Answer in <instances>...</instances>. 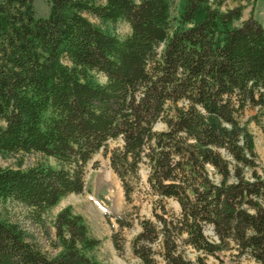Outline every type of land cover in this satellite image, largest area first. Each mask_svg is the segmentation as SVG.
Instances as JSON below:
<instances>
[{
    "label": "trees",
    "instance_id": "16d2710c",
    "mask_svg": "<svg viewBox=\"0 0 264 264\" xmlns=\"http://www.w3.org/2000/svg\"><path fill=\"white\" fill-rule=\"evenodd\" d=\"M33 1L0 0V154L44 161L0 168V203L42 224L62 198L83 192L86 165L103 151L127 203L142 163L159 200L130 243L136 264L156 256L207 264L186 259L182 247L215 256L231 243L264 264V177L239 121L247 106L264 111V26L252 17L236 25L242 6L222 11L209 0H179L176 16V0H50L46 18ZM89 17L124 21L130 33L120 39ZM158 122L166 129L155 131ZM53 228L59 251L50 256L0 218V264H101L89 255L100 240L71 207ZM111 240L122 252L117 232Z\"/></svg>",
    "mask_w": 264,
    "mask_h": 264
},
{
    "label": "rangeland",
    "instance_id": "374dc122",
    "mask_svg": "<svg viewBox=\"0 0 264 264\" xmlns=\"http://www.w3.org/2000/svg\"><path fill=\"white\" fill-rule=\"evenodd\" d=\"M210 1V0H209ZM221 5V0L218 1ZM50 0H34L33 6L37 18H46L49 14ZM210 3H217L210 1ZM175 11L179 5L176 0ZM242 6V5H239ZM221 7V6H220ZM243 7V6H242ZM221 9V8H220ZM223 11V10H222ZM92 23L101 26L102 29L116 35L122 39L130 33L128 24L124 21L116 23L101 24L97 19L90 18ZM240 21V20H239ZM240 22H236L238 25ZM99 83H104L105 78L102 74H95ZM240 123L247 129L252 136L254 150L258 156V173L264 177V111L255 107L247 106L239 115ZM166 126L158 122L154 130L163 131ZM120 145L119 141H109V149ZM109 156L103 151L95 154L86 165L84 174V189L81 194H70L60 200V202L43 216V223L31 222L28 218V211L20 205L12 203H0V218L11 223H16L28 235V239L39 246L48 255H56L59 249H54L52 243L55 241L53 222L57 214L66 207H71L73 214L83 218L87 226L89 235L100 240V245L89 253L101 264H136L131 253V241L140 231L139 221L150 219L154 221L152 210H158L157 198L152 194L147 178L149 167L146 163L139 166L136 178H131L133 194L131 203H127L124 197L122 185L118 177L111 170ZM44 161L39 154H0V168L22 169L33 166L37 162ZM51 165L52 160H47ZM249 174H247V177ZM215 180L218 178L213 176ZM168 210L178 213L177 203L171 199L162 200ZM120 218L126 223H130L129 228H120L116 219ZM204 235L211 241H217L212 228L205 226ZM117 232L122 239L123 250L118 253L114 250L111 236ZM154 249L158 251L157 246ZM186 259L195 261L196 257H203L207 264H257L248 253H240L233 243L228 250L219 252L215 256H204L202 253L190 247H182ZM155 264H165L159 257H155Z\"/></svg>",
    "mask_w": 264,
    "mask_h": 264
},
{
    "label": "crops",
    "instance_id": "0c3cea01",
    "mask_svg": "<svg viewBox=\"0 0 264 264\" xmlns=\"http://www.w3.org/2000/svg\"><path fill=\"white\" fill-rule=\"evenodd\" d=\"M218 2L219 0H210ZM221 10L226 11L239 5L243 6L241 19L239 22L252 17L264 26V0H221ZM240 24V23H239ZM115 250V249H114Z\"/></svg>",
    "mask_w": 264,
    "mask_h": 264
}]
</instances>
